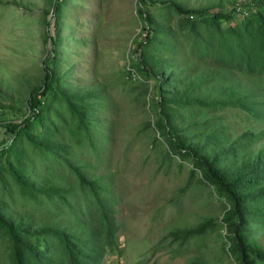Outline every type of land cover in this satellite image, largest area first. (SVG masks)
<instances>
[{"label": "rangeland", "instance_id": "1", "mask_svg": "<svg viewBox=\"0 0 264 264\" xmlns=\"http://www.w3.org/2000/svg\"><path fill=\"white\" fill-rule=\"evenodd\" d=\"M52 1L0 0V149L10 140L4 126L28 116L25 101L29 91L41 84L44 64L52 63L47 58L50 44L45 42L46 22L51 21V16H44ZM137 1L67 0L62 19L59 85L90 105L103 133H95L99 149L95 157L87 141L76 144L70 132L74 128L71 114L63 101H57L52 107L58 113L59 127L51 140L65 147L63 157L71 165L106 189L99 198L111 204L118 251L107 250L101 264H238L227 251L226 230L218 226L229 209L227 203L218 202L214 188L201 182L199 172L191 178L189 162L163 159L168 147L154 126L155 81L143 82L133 68V50L142 34ZM172 1L185 9L215 13L229 12L249 0ZM166 4L151 5V13L162 14L161 19L156 18L161 24H168L165 20L170 16L174 25L178 17L169 9L162 11ZM176 64L170 70L178 82L172 96L198 98L207 104L183 109L171 104L176 108V134L205 155L220 156L230 146L235 148L229 156H220L231 169L264 149V114L254 119L238 108L209 107L225 100L229 88L249 102H262V80L216 70L190 56L183 60L179 57ZM128 71L132 72L131 79ZM246 133L251 139L243 137ZM26 151L29 179L40 188L67 189L68 204L55 197L50 201L43 193H37L35 199L21 194L10 173L2 170L0 202L5 204L4 213L12 221L22 220L32 228L50 226L82 232L74 218H81L85 200L98 217L97 201L89 195L83 199L85 194L75 172L63 160L56 161L51 153H37L28 146ZM211 223L216 225L212 231L207 225ZM203 225H207L206 233L188 238L187 242L181 243L173 236ZM248 236L264 250V225L251 224ZM7 255L0 239V264H9Z\"/></svg>", "mask_w": 264, "mask_h": 264}, {"label": "trees", "instance_id": "2", "mask_svg": "<svg viewBox=\"0 0 264 264\" xmlns=\"http://www.w3.org/2000/svg\"><path fill=\"white\" fill-rule=\"evenodd\" d=\"M66 3L67 0H53L50 10L44 11L45 19L51 16V21L46 20L48 32L45 42L50 44L47 58L52 63L48 66L44 64L41 84L29 91L25 101L28 116L18 123L10 122L4 126V134L9 135L10 140L0 149V174L2 170H7L21 194L32 199L37 193H43L50 201L55 197L68 204L67 189L40 188L29 179L26 146L37 153L49 152L56 161L63 160L75 172L80 190L85 194L83 199L88 197L86 195L94 198L99 215L95 217L96 213L90 210L88 201L84 199V221L81 214V218H74L82 226V232L73 233L65 228L50 226L32 228L22 220L12 221L4 213L5 204L0 202V239L8 251L9 264H101L107 250L111 253L118 251L111 204L106 205L99 198L102 190L106 189L96 180L87 179L71 165L63 157L65 147L51 140L52 133L57 132L59 127L58 113L52 107V103L57 101H63L71 114L74 128L70 132L76 144L82 145L87 141L95 157L99 156V149L94 136L103 131L98 128L90 105L78 95L68 94L59 85L61 75L58 65ZM155 3H167L162 11L171 10L178 17L177 22L172 25L170 16L165 20L168 24L157 21L156 18L161 19L162 14L154 16L151 13L150 6ZM136 13L141 20L142 34L133 50V68L143 77V82L155 81L154 126L168 147L163 159L171 162L178 159L180 164L189 162L191 178L199 172L201 182L214 188L218 202L227 203L229 209L218 226L226 230L227 251L237 263L264 264V250L259 249L248 236L251 224L264 225V149L231 169L223 164L220 156H229L235 148L230 146L220 156L205 155L198 147L187 144L175 132L176 108L171 104L180 109L207 104L198 98L172 96L171 91L178 82L170 74V70L177 67L179 57L183 60L185 56H190L197 62L211 64L216 70L257 77L264 83V0L241 2L229 12L215 13H210L208 9H185L172 0H138ZM127 75L131 79L132 72L128 71ZM262 89L264 91V84ZM246 98L229 88L225 100L209 107L238 108L254 119L261 118L264 99L262 102H249ZM243 137L251 139L252 136L246 133ZM207 225H211V231L216 228L214 223ZM207 225L189 233H174L173 236L184 243L188 238L205 234Z\"/></svg>", "mask_w": 264, "mask_h": 264}]
</instances>
